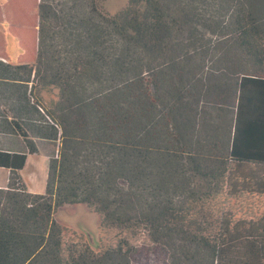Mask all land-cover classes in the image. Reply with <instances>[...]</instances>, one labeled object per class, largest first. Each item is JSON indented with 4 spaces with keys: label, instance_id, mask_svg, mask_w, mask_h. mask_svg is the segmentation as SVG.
I'll return each instance as SVG.
<instances>
[{
    "label": "trees",
    "instance_id": "obj_1",
    "mask_svg": "<svg viewBox=\"0 0 264 264\" xmlns=\"http://www.w3.org/2000/svg\"><path fill=\"white\" fill-rule=\"evenodd\" d=\"M36 12L28 96L56 149L43 193L19 177L26 152L0 151V264H132L137 236L167 264H264V0ZM79 204L98 218L96 249L54 220Z\"/></svg>",
    "mask_w": 264,
    "mask_h": 264
},
{
    "label": "crops",
    "instance_id": "obj_2",
    "mask_svg": "<svg viewBox=\"0 0 264 264\" xmlns=\"http://www.w3.org/2000/svg\"><path fill=\"white\" fill-rule=\"evenodd\" d=\"M38 0H0V151L26 152L19 177L29 193H43L56 128L32 103L28 88L36 58ZM23 134L35 150L29 153ZM9 171L0 167V189Z\"/></svg>",
    "mask_w": 264,
    "mask_h": 264
},
{
    "label": "rangeland",
    "instance_id": "obj_3",
    "mask_svg": "<svg viewBox=\"0 0 264 264\" xmlns=\"http://www.w3.org/2000/svg\"><path fill=\"white\" fill-rule=\"evenodd\" d=\"M104 9L110 13H116L127 4V0H100ZM40 104L44 110L49 109L55 101L53 92L44 91L38 95ZM56 223L63 226L66 241H81L88 243L96 249L99 243L100 232L98 229V218L84 205L63 206L54 213ZM136 244V252L132 257V264H167L166 255L161 249L153 245H147L143 236L132 238Z\"/></svg>",
    "mask_w": 264,
    "mask_h": 264
}]
</instances>
